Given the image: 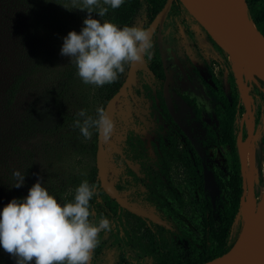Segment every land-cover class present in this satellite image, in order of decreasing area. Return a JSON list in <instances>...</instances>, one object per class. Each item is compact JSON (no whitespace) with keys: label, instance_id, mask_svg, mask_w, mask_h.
<instances>
[{"label":"rangeland","instance_id":"374dc122","mask_svg":"<svg viewBox=\"0 0 264 264\" xmlns=\"http://www.w3.org/2000/svg\"><path fill=\"white\" fill-rule=\"evenodd\" d=\"M66 4L72 14L64 21V32L57 33L52 23L51 27L49 22L38 20L41 26L34 29L22 50L16 51V43L29 36L27 29L34 26L33 22L26 21L23 15L24 21L17 22L21 25L17 30L11 32L14 22L8 20L2 29L6 62L0 67L1 94L5 99L9 87L19 76L20 86L12 106H6L3 101L0 110V213L16 199L13 195V186L17 183L14 171L19 170L25 176L24 185L18 188L23 198L42 177L43 186L59 203L78 178L93 172L97 175V132L92 129V138L87 140L73 127V122L79 118L77 113L81 109L96 117L101 107L97 99L99 87L83 83L70 57L60 54L64 38L72 31L80 33L88 13L78 10L81 0H75L76 7L73 0H67ZM93 18L100 19L94 15ZM149 22L145 9H141L128 27L146 28ZM151 39L152 55L151 59L145 57L146 62L165 63L173 84L197 103L198 117L180 98H175L179 120L192 137L193 153L200 155L209 167L224 169L225 151L203 144L206 130L216 124L206 85L218 96L237 101L238 114L234 123L237 147L244 137L251 139L247 159L240 155L238 148L243 192L245 195L248 190L250 175L256 198H260L264 190V100L261 96L264 87L257 82L256 75L239 76L232 68L227 51L219 49L183 7L178 14L168 15L160 34L155 32ZM135 77L142 95L137 98L128 95L115 105V128L104 142L105 170L124 202L162 220L164 225L158 226L124 211L99 185L100 198L111 207L114 215L111 231L99 234L90 264H150L149 238L153 236L160 239L170 263L176 264L183 246L178 237L182 235L188 239L190 258L196 262L201 257L197 247L201 243L198 213L201 194L183 177L174 180L176 193L183 201V207L178 208L173 195L165 189L151 194L144 186V182L149 184L146 172L149 169L158 171L155 160L160 151V139H166L169 133L175 135V131L159 111L149 76L137 71ZM127 141L138 145L142 155L139 161H131ZM94 216L99 218L95 213ZM241 229L242 221L237 215L228 241L239 236ZM0 264H16L2 246Z\"/></svg>","mask_w":264,"mask_h":264},{"label":"trees","instance_id":"16d2710c","mask_svg":"<svg viewBox=\"0 0 264 264\" xmlns=\"http://www.w3.org/2000/svg\"><path fill=\"white\" fill-rule=\"evenodd\" d=\"M67 0H0V67L3 66L5 59V43L3 40L2 29L6 20L14 22L11 32L18 29L22 21V16H26V21L31 20L34 24L28 28L29 36L22 42L16 43L18 48L22 50L25 41L37 27L41 26L40 22L47 23L49 26H54L57 33L64 32V21L66 17H70L72 11L66 4ZM166 0H125L124 4L118 9H111L109 7L108 13L102 19L110 21L120 27L129 26L135 15L141 10L145 9L146 16L149 21H152L156 14L162 9ZM247 12L252 23L264 35V0H244ZM66 7V8H65ZM181 11V5L178 0H174L169 15H176ZM92 15L98 17L95 13ZM21 16V18L19 17ZM22 19V20H21ZM24 21V20H23ZM52 23V24H51ZM127 69V68H126ZM156 79L162 80V90L158 93V102L161 107V112L165 120H168L174 127L175 135L169 133L166 140L160 139V151L157 156L155 164L158 171L154 172L149 169L146 174V180L149 184L144 182V186L149 193H156L165 189L174 197V204L176 207H183L181 196L176 193L174 187V180L183 177L188 180L193 188H197L201 194L198 213L199 222L201 226V243L198 249L201 252V257L198 261H193L188 252V239L185 235L178 237L181 243V252L178 253L176 264H202L208 260L218 257L226 253L235 243L237 237L228 241L229 231L237 215L240 217V199L244 196L243 179L241 176V163L238 153L237 134L234 128V123L238 114L237 101L227 100L223 96H218L215 91L207 84L208 90L206 95L213 105L214 116L216 124L212 128H208L205 132V140L203 144L206 146H216L224 149L225 163L224 169L217 166H207L213 173L216 187L219 193L215 195V202L212 203L209 194L203 188V166L204 159L200 155L193 153L191 147L192 137L189 132L181 125L179 118L176 116V102L170 97L171 92H175L183 102L194 112L198 117L199 109L196 102L185 94H180L179 91L170 86L169 79L166 74V67L163 62H159L153 69ZM124 74V73H123ZM123 74L119 75L116 82L106 84L99 87L97 91V99L101 107H105L107 101L117 92L122 81ZM232 76V75H231ZM257 82L264 87V81L255 76ZM20 86V76L15 78L14 82L9 87L8 96L4 99L1 94V80H0V110L3 106V101L6 106H12V101L18 93ZM264 100V94H261ZM181 140L182 145L179 143ZM131 161L136 162L141 159L138 145H132L128 142ZM97 147V146H96ZM142 167V165L140 164ZM135 177V173L129 170ZM84 180L90 184L100 185L99 179L95 172L80 177L76 180L74 187L60 198V204L73 202L75 189ZM156 188V189H155ZM100 189V187H99ZM118 189V187H116ZM243 194V195H242ZM13 195L16 199H23L20 190L14 187ZM114 202V201H113ZM115 203V202H114ZM91 210L97 216H104L110 221L113 218V210L111 207L100 198V194L90 201ZM116 204V203H115ZM151 251L150 264H171L170 258L164 253L158 237L149 238ZM16 263V260H15ZM34 264V261L32 262ZM127 264V263H125Z\"/></svg>","mask_w":264,"mask_h":264},{"label":"clouds","instance_id":"9594fccd","mask_svg":"<svg viewBox=\"0 0 264 264\" xmlns=\"http://www.w3.org/2000/svg\"><path fill=\"white\" fill-rule=\"evenodd\" d=\"M125 0H81L80 11L88 13L80 33L69 32L64 38L61 55L70 57L77 75L85 84L103 87L116 82L126 68L145 57L151 59L153 42L146 28H120L102 20L108 13L120 8ZM107 5L109 7H104ZM73 6L76 7L75 0ZM66 8V7H65ZM93 13L100 19H94ZM73 127L90 140L92 129L105 141L114 131L115 123L105 108L97 109L94 118L81 109ZM21 188L25 176L13 172ZM99 195L97 184L84 180L75 189L73 202L63 206L49 194L40 177L23 199H12L0 213V246L16 264H90L102 231H111L112 222L100 216L95 218L90 201Z\"/></svg>","mask_w":264,"mask_h":264},{"label":"water","instance_id":"95a60500","mask_svg":"<svg viewBox=\"0 0 264 264\" xmlns=\"http://www.w3.org/2000/svg\"><path fill=\"white\" fill-rule=\"evenodd\" d=\"M181 6L198 22L214 43L222 50L231 49L240 59L251 61L264 74V35L252 23L246 9L242 11L228 0H178ZM174 0H166L162 9L146 27L152 35L161 28ZM136 69H143L150 75L145 60L132 64L128 68L124 82L118 91L107 101L105 110L113 120L115 105L135 81ZM256 77H258L256 75ZM260 78V77H258ZM261 79V78H260ZM264 81V79H262ZM104 136L97 133V148L95 165L100 185L104 187L113 200L131 214L164 225V222L153 215L128 205L118 195L105 170ZM203 186L214 203L215 195L219 193L215 178L211 171L204 167ZM202 264H264V223L247 233H240L233 246L224 254Z\"/></svg>","mask_w":264,"mask_h":264},{"label":"bare ground","instance_id":"6f19581e","mask_svg":"<svg viewBox=\"0 0 264 264\" xmlns=\"http://www.w3.org/2000/svg\"><path fill=\"white\" fill-rule=\"evenodd\" d=\"M234 3L242 11L245 10L244 0H228ZM229 60L232 64L233 70L239 75L244 76L248 73L255 74L261 79H264V74L249 60L240 59L231 49H227ZM250 140L243 139L239 141L238 148L240 155L247 159L250 155ZM254 151V150H253ZM251 181L247 192L240 202V218L242 221L241 232L247 233L252 229L256 228L260 224L264 223V190L262 191L261 197L256 198L254 192L252 178L248 176ZM247 188V187H246ZM246 191V189H245Z\"/></svg>","mask_w":264,"mask_h":264},{"label":"flooded vegetation","instance_id":"af4514ba","mask_svg":"<svg viewBox=\"0 0 264 264\" xmlns=\"http://www.w3.org/2000/svg\"><path fill=\"white\" fill-rule=\"evenodd\" d=\"M181 5V4H180ZM181 9H182V6H181ZM169 15V14H168ZM167 15V16H168ZM151 22V21H150ZM150 22H149V24H150ZM165 22V21H164ZM164 25V24H163ZM163 27V26H162ZM162 29V28H161ZM156 32V34L158 35V33H157V31H155ZM154 32V33H155ZM161 32V31H160ZM153 33V34H154ZM152 36V35H151ZM218 47V46H217ZM219 48V47H218ZM220 49V48H219ZM144 60H145V58H144ZM160 62H162V61H160ZM145 63H146V65H147V67L150 69V71L152 72V75H150L149 73H147L145 70H143V69H136V72H135V76H136V73H137V71H143L144 73H146L148 76H149V78H150V84L152 85V87H153V90L154 91H156V101H157V105H158V108H159V111H160V113L162 114V112H161V107H160V105H159V102H158V93L162 90V80L161 79H156V77H155V73L153 72V69L156 67V65H158L159 64V62H157V63H147L146 62V60H145ZM164 65H165V63H163ZM165 67H166V65H165ZM128 68L129 67H127V69H126V71H125V73L123 74V77H122V81H121V83H120V86L122 85V83L124 82V80H125V77H126V75H127V72H128ZM166 74H167V77H168V79H169V88H170V86H173V87H175L178 91H179V89L176 87V85L175 84H173V82L171 81V78H170V76H169V74H168V70H167V67H166ZM136 78V77H135ZM120 86H119V88H120ZM118 88V89H119ZM142 89H141V87L139 86V84L136 82V79H135V81H134V83L133 84H131V87L127 90V94H126V96L125 97H127L128 95L129 96H134V97H136L137 98V96H140V95H142L141 93H140V91H141ZM118 91V90H117ZM179 93L180 94H185V93H181L180 91H179ZM185 95H187V94H185ZM188 96V95H187ZM170 97L176 102V100H175V98L176 97H178V98H180L175 92H171V95H170ZM121 98H123V97H121ZM120 98V99H121ZM191 98V97H190ZM181 99V98H180ZM193 99V98H192ZM194 101H195V99H193ZM181 101L183 102V100L181 99ZM196 102V101H195ZM184 103V102H183ZM185 104V103H184ZM197 104V103H196ZM186 105V104H185ZM187 106V105H186ZM188 107V106H187ZM179 108V107H178ZM177 108V102H176V116L179 118V116H178V111H179V109ZM189 108V107H188ZM190 109V108H189ZM191 110V109H190ZM192 111V110H191ZM193 112V111H192ZM194 113V112H193ZM195 115V114H194ZM163 116V115H162ZM196 116V115H195ZM164 118V117H163ZM165 119V118H164ZM168 121V120H167ZM181 122V121H180ZM181 125H182V123H181ZM183 126V125H182ZM183 127H185V126H183ZM186 129V128H185ZM187 130V129H186ZM190 134V133H189ZM191 135V134H190ZM243 139H245V137L243 138ZM162 140H166L165 138H163ZM192 141V140H191ZM128 142L129 141H127V145H129L128 144ZM179 143L182 145V143H181V140H179ZM236 145H237V142H236ZM96 146H97V141H96ZM97 148V147H96ZM104 149H105V147H104ZM158 153H159V151H158ZM157 161V159L155 160V162ZM204 167L206 168V169H208L207 168V165H204L203 166V169H204ZM209 170V169H208ZM97 171V170H96ZM210 171V170H209ZM202 178H203V176H202ZM109 180V179H108ZM100 183V182H99ZM117 187V186H116ZM116 187H115V189H116ZM203 188H204V186H203ZM117 190V189H116ZM205 190V189H204ZM206 191V190H205ZM209 194V193H208ZM114 202H115V200H113ZM215 202V201H214ZM116 203V202H115ZM117 204V203H116ZM118 205V204H117ZM119 206V205H118ZM120 207V206H119ZM123 209V208H122ZM124 211H126L125 209H123ZM126 212H128V211H126ZM129 213V212H128ZM131 214V213H130ZM134 215V214H133ZM139 217V216H138ZM143 218V217H142ZM144 219H146V218H144ZM147 220H149V219H147ZM149 221H151V220H149ZM152 222V221H151ZM152 223H154V222H152ZM154 224H156V223H154ZM156 225H158V226H161V225H159V224H156Z\"/></svg>","mask_w":264,"mask_h":264}]
</instances>
